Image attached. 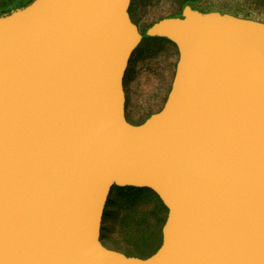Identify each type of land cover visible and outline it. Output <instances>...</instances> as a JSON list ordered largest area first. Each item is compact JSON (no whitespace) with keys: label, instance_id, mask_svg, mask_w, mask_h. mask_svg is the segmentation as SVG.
I'll list each match as a JSON object with an SVG mask.
<instances>
[{"label":"water","instance_id":"95a60500","mask_svg":"<svg viewBox=\"0 0 264 264\" xmlns=\"http://www.w3.org/2000/svg\"><path fill=\"white\" fill-rule=\"evenodd\" d=\"M132 0H33L0 15V264H264V23L185 6L164 107L126 117L143 40ZM168 209L148 258L103 241L113 188Z\"/></svg>","mask_w":264,"mask_h":264},{"label":"rangeland","instance_id":"374dc122","mask_svg":"<svg viewBox=\"0 0 264 264\" xmlns=\"http://www.w3.org/2000/svg\"><path fill=\"white\" fill-rule=\"evenodd\" d=\"M181 1L132 0L131 12L145 33V38L131 57L126 73L128 116L135 123L141 124L160 111L168 98L176 73L179 51L166 36L149 37L146 32L161 19L183 13ZM196 8L206 14L229 13L264 23V0H201ZM177 17L185 18L183 15ZM122 211L123 208L120 214ZM113 212L110 203L106 207L107 218L102 236L103 242L107 244H112L110 241L118 237L117 216Z\"/></svg>","mask_w":264,"mask_h":264},{"label":"trees","instance_id":"16d2710c","mask_svg":"<svg viewBox=\"0 0 264 264\" xmlns=\"http://www.w3.org/2000/svg\"><path fill=\"white\" fill-rule=\"evenodd\" d=\"M32 1L2 0L0 15L24 7ZM199 1L201 0H182L180 3L182 12L187 5L196 8ZM181 14L177 13L173 17ZM110 203L117 216L118 237L110 241L112 244L103 243L128 256L148 258L156 253L162 245V230L168 217V209L159 196L148 188L115 186L107 205ZM122 208L123 211L120 214ZM106 218L105 210L104 222ZM104 228L103 224V232Z\"/></svg>","mask_w":264,"mask_h":264},{"label":"flooded vegetation","instance_id":"af4514ba","mask_svg":"<svg viewBox=\"0 0 264 264\" xmlns=\"http://www.w3.org/2000/svg\"><path fill=\"white\" fill-rule=\"evenodd\" d=\"M193 9H195V10H198V11H200V12H203V11H201V10H199L198 8H193ZM129 12H130V15H131V18H132V20L138 25V27H139V30H140V32H141V34L143 35V38H145V33L142 31V29L140 28V26H139V24L137 23V21L134 19V17H133V14H132V12H131V7H130V9H129ZM204 13V12H203ZM182 15V14H181ZM236 16V15H235ZM237 17H240V16H237ZM243 18V17H242ZM130 66V65H129ZM128 69H129V67H128ZM128 71V70H127ZM127 75V74H126ZM127 77V76H126ZM126 83H127V78H126V80H125V92H126V117H127V119H128V121H130L131 123H133V124H135V125H138V124H140V123H135V122H133V121H131L130 120V118H129V116H128V94H127V87H126ZM103 241V240H102Z\"/></svg>","mask_w":264,"mask_h":264}]
</instances>
